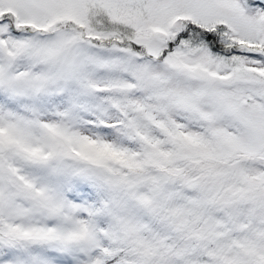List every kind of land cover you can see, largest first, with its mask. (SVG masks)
Listing matches in <instances>:
<instances>
[{
	"label": "snow or ice",
	"instance_id": "obj_1",
	"mask_svg": "<svg viewBox=\"0 0 264 264\" xmlns=\"http://www.w3.org/2000/svg\"><path fill=\"white\" fill-rule=\"evenodd\" d=\"M0 264H264V0H0Z\"/></svg>",
	"mask_w": 264,
	"mask_h": 264
}]
</instances>
